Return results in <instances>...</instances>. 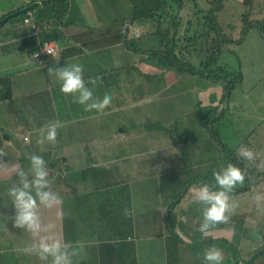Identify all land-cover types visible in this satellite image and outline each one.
<instances>
[{"label":"crops","instance_id":"0c3cea01","mask_svg":"<svg viewBox=\"0 0 264 264\" xmlns=\"http://www.w3.org/2000/svg\"><path fill=\"white\" fill-rule=\"evenodd\" d=\"M22 13L29 15L17 20ZM132 16L131 0H70L56 8L0 0V264H21L17 252L39 244V237L13 226L17 209L10 189L22 186L21 169L33 179L30 154L43 157L51 190L62 198L52 208L39 207L42 224L52 225L41 235L82 245L73 264H209L204 256L213 247L222 251L220 264H264L263 106L252 113L230 97L225 108L220 85L206 78L200 85L199 76L149 64L148 55L129 44L161 49L159 41L152 23ZM48 41L58 44V53L35 59ZM229 49L235 52L234 45ZM73 64L83 65L94 98L111 95L103 112L85 111L48 73V67ZM241 71L238 87L245 92L242 65ZM90 77L100 78L95 87L87 83ZM200 103L226 109L222 118L235 131L220 135L227 150L203 130L195 115ZM182 115L193 119L190 126L182 123L180 140L171 127ZM50 122L57 124L56 143H37ZM242 148L254 158L240 157ZM229 163L245 180L229 193L234 207L225 213L228 221L202 234L205 206L194 194L203 185L221 191L213 173ZM30 258L29 264L45 263Z\"/></svg>","mask_w":264,"mask_h":264},{"label":"clouds","instance_id":"9594fccd","mask_svg":"<svg viewBox=\"0 0 264 264\" xmlns=\"http://www.w3.org/2000/svg\"><path fill=\"white\" fill-rule=\"evenodd\" d=\"M50 55L51 52L45 49ZM48 73L55 75L61 81V92L66 95L73 96V102L84 107L85 111L96 110L103 112L112 101L109 94H105L102 99L94 98L93 91L89 88L84 80L83 65L73 64L71 66H51L48 67ZM99 77L89 78L88 84L96 86ZM45 131L38 139L37 143L48 142L55 144L58 131L55 122L47 123L44 126ZM3 153L0 152V155ZM240 157L252 160L254 153L247 148H242L239 152ZM30 172L33 179L29 182L26 177L28 173L19 170L21 187H13L10 189V195L13 198L17 212L13 220V226L25 229L34 237H39L38 246L33 243L29 247L23 249L28 254L37 255L40 260H50V264H73V257L78 255V248L82 245L73 247L72 244L62 243L60 239L53 235H41V233L50 232L52 225L42 224L39 207L43 205L45 208H52L62 203V198L51 190V184L48 179V171L46 162L42 156L30 154ZM216 185L221 191H212L208 185L201 186L195 192V200L205 207L203 208V221L200 224L199 231L202 234H210L215 225L226 223L229 219L226 212L232 207L229 204V193L237 184H243L245 173L239 168L229 163L226 168L213 173ZM31 189V190H30ZM124 215H129L127 209ZM204 259L209 264H220L223 260L222 251L218 248H210L206 251Z\"/></svg>","mask_w":264,"mask_h":264},{"label":"trees","instance_id":"16d2710c","mask_svg":"<svg viewBox=\"0 0 264 264\" xmlns=\"http://www.w3.org/2000/svg\"><path fill=\"white\" fill-rule=\"evenodd\" d=\"M45 5L60 7L67 4L70 0H36ZM210 4V8L201 9L198 0H175L174 3L180 8L193 9L194 14L198 18V25L193 37L187 39V43L179 45L178 28L174 21L172 32L171 28H164L165 17L162 13L170 9L169 0H131L133 5L132 21L150 22L156 38L159 41L161 49L144 50L137 44H129L138 53L148 55L147 61L149 64L158 68H168L180 73H188L193 76L206 78L214 83H220L225 92V98L230 102L232 91L238 87L243 80L241 72L239 74L231 72L224 66L219 64L221 57L225 53V45H242L249 33L257 28L264 39V20L250 19V14L245 13L242 16L241 33L238 39L227 37L222 31V26L218 19V13L224 8L222 0H206ZM172 2V1H171ZM169 12V11H168ZM29 13H22L16 19H25ZM171 16V14H169ZM13 20V19H12ZM0 20V26L3 24ZM181 47V48H180ZM187 55L199 59L201 66L205 72L197 71L193 66L187 63L179 54L178 49ZM217 68L215 70L214 68ZM221 72L223 76L217 74ZM229 96V97H228ZM225 112V110L223 111ZM222 114V113H221ZM218 108L204 107L200 104L197 106L195 115L197 116L202 127L206 128L211 133L220 147L227 150L226 144L220 137V134L214 128V123L221 118ZM180 199V197H178ZM171 227V226H169ZM173 232V229L171 228ZM51 260V258H49Z\"/></svg>","mask_w":264,"mask_h":264},{"label":"rangeland","instance_id":"374dc122","mask_svg":"<svg viewBox=\"0 0 264 264\" xmlns=\"http://www.w3.org/2000/svg\"><path fill=\"white\" fill-rule=\"evenodd\" d=\"M172 1V2H171ZM175 0H169V6L170 9L163 14L165 19L164 28H171L172 32L174 30V25H171V21H174L177 25H179L178 28V38H182V42L179 43L180 46L185 45L187 42V39L191 36L193 37L195 35V31L197 29L198 25V18L194 14L193 9L189 8H179L176 3H174ZM224 3V8L218 13V19L222 26V31L225 36L231 37L234 39H238L240 37L241 33V26H242V16L245 13L250 14V19L253 20H264V0H222ZM198 3L200 5L201 9H208L210 8V4L206 0H198ZM171 14V16L169 15ZM191 24V25H190ZM181 41V39H180ZM247 44L245 43L243 46H237L234 45V51L230 52V49L232 45H225V53L221 57L219 64L221 66H224V68H227L231 72L239 74L241 71V65L244 69V74L248 78V87L249 89H245V92H242L243 88L238 87L236 88V92H232L231 101L239 100L241 104L243 103V106L251 107L252 113L256 112H262L263 110H254L255 106L262 105L264 109V39L261 37V34L257 28H254L248 35ZM182 43V44H181ZM181 48V47H180ZM180 48L177 50L178 54L191 66H193L197 71L205 72L204 68L201 66V63L199 59L192 57L190 55H187L186 53L182 52ZM217 70V68H214ZM217 74L219 76H223L221 72L217 71ZM203 77H199L198 81L200 82V85H202V79ZM213 84L220 85L223 90L222 97L219 100L220 105L226 106L225 108H228L229 103L228 100L225 98V92L224 88L220 83H214L210 81ZM199 90V89H198ZM203 89L199 92V98L202 99V92ZM234 90V91H235ZM168 91L173 92L171 88L168 89ZM206 91V89L204 90ZM190 92V90H189ZM247 93H250L249 96L246 95ZM186 93V92H185ZM214 93V89H211V94ZM188 97H184L183 101L184 103H187L188 101L192 100L191 96L195 95V91L191 93H186ZM201 94V95H200ZM229 97V96H228ZM201 105V103H200ZM190 106V105H189ZM188 106V107H189ZM191 107V106H190ZM211 107V106H210ZM223 108L222 110H226ZM192 109V108H190ZM188 108V110L190 111ZM222 110L218 109V112H223ZM186 111V109L184 110ZM238 111H241L240 109ZM190 113V112H189ZM221 114V113H220ZM262 115V114H261ZM223 113L221 114V118L214 123V128L220 135H232L235 131L232 129L231 125H228V123L224 122L225 118H222ZM258 114L253 115L252 117H257ZM193 117L191 116H185L182 115L178 120L175 122V124L171 127L173 129L172 137L176 136L181 140V132L180 128L182 123L184 125L190 126V122L192 121ZM227 119H230L227 117ZM205 132L209 131L204 128ZM232 143V142H230ZM165 185H167L168 181H165ZM179 190L174 191V196L178 195ZM174 199V198H173ZM170 201V199H169ZM28 233V231H26ZM25 232V235H26ZM27 237V235H26ZM18 254L22 253L21 264H29L30 260H27L30 258V256L35 257L36 259H40L35 254H28L24 252L23 250L20 252H17ZM31 259V258H30ZM42 264H48L42 263ZM50 264V262H49Z\"/></svg>","mask_w":264,"mask_h":264},{"label":"built area","instance_id":"2783aa9c","mask_svg":"<svg viewBox=\"0 0 264 264\" xmlns=\"http://www.w3.org/2000/svg\"><path fill=\"white\" fill-rule=\"evenodd\" d=\"M27 23H30V19L27 18L25 20ZM33 28H36V25H33ZM45 49L51 52L52 56H55L58 53V44L55 41H48L41 45L39 51H37L34 55L35 59H39L44 55H50Z\"/></svg>","mask_w":264,"mask_h":264},{"label":"water","instance_id":"95a60500","mask_svg":"<svg viewBox=\"0 0 264 264\" xmlns=\"http://www.w3.org/2000/svg\"><path fill=\"white\" fill-rule=\"evenodd\" d=\"M2 23V22H1Z\"/></svg>","mask_w":264,"mask_h":264}]
</instances>
